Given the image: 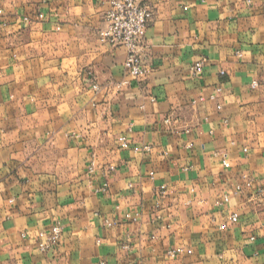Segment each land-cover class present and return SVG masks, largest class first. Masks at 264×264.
Instances as JSON below:
<instances>
[{
	"label": "crops",
	"instance_id": "crops-1",
	"mask_svg": "<svg viewBox=\"0 0 264 264\" xmlns=\"http://www.w3.org/2000/svg\"><path fill=\"white\" fill-rule=\"evenodd\" d=\"M149 4L136 79L108 0H0V264H264V0Z\"/></svg>",
	"mask_w": 264,
	"mask_h": 264
},
{
	"label": "built area",
	"instance_id": "built-area-1",
	"mask_svg": "<svg viewBox=\"0 0 264 264\" xmlns=\"http://www.w3.org/2000/svg\"><path fill=\"white\" fill-rule=\"evenodd\" d=\"M0 15H3V9L0 8ZM153 17V9L149 4V0H108V8L104 13V26L99 32L100 41L108 43L112 46L122 45L127 49V57L124 62L125 68L129 71L130 75L139 79L144 77L148 69L143 64L142 59V45L146 37L148 25ZM204 69V61H198L193 66V73H201ZM222 73H225L222 71ZM260 85L259 81L252 83L253 87ZM93 88L98 90L97 83H94ZM218 91L221 89L218 88ZM216 93H212L209 98L216 99ZM204 101L203 97L199 99H193L192 105H197L199 102ZM221 108V105H218ZM170 118L166 119L167 123H170ZM125 147H128L129 143L125 138H121ZM149 149V147H146ZM223 165L229 168L230 162L227 159H223ZM114 166L109 167V170H114ZM90 172L94 171V163L89 168ZM242 178L245 181V186L250 188L253 186V178L249 174H243ZM242 184H237L234 188V193L238 194L243 190ZM102 191L107 190V183L103 184L100 188ZM264 189H259L258 193H263ZM231 197L226 195L224 197L225 202H229ZM130 216V215H129ZM131 217V216H130ZM239 220V214L233 213L230 221L223 224L221 227L226 228L229 223H235ZM108 226L117 224L116 220H106ZM62 234V228L55 226L50 233L40 231L36 235L37 249L40 252L53 251L57 246ZM180 250L170 251L171 256H175Z\"/></svg>",
	"mask_w": 264,
	"mask_h": 264
}]
</instances>
